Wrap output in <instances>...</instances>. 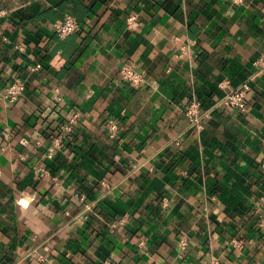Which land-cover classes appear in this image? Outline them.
Here are the masks:
<instances>
[{"label":"crops","instance_id":"0c3cea01","mask_svg":"<svg viewBox=\"0 0 264 264\" xmlns=\"http://www.w3.org/2000/svg\"><path fill=\"white\" fill-rule=\"evenodd\" d=\"M261 55L264 0H0V264H264ZM221 80L245 111L213 108Z\"/></svg>","mask_w":264,"mask_h":264},{"label":"built area","instance_id":"2783aa9c","mask_svg":"<svg viewBox=\"0 0 264 264\" xmlns=\"http://www.w3.org/2000/svg\"><path fill=\"white\" fill-rule=\"evenodd\" d=\"M53 25L57 36L60 38H65L73 35L79 26L76 19L68 15L64 16L60 20L55 21ZM254 63L259 68L257 73H260L262 70H264V55H261L259 58H257ZM117 75L120 79L128 82L135 88L139 87L143 81V77L141 76V74L127 64H123L120 66ZM218 86L223 91V96L219 100V102L213 106V108L224 105L231 110H238L240 112L245 111L246 97L250 90L249 81H244L237 86H232L228 80H221ZM24 88V82L21 81V79L14 77L5 88L4 98L10 104L15 103L22 96ZM208 113L209 109L205 112H201L199 102L195 99L189 102L187 107L185 108L186 117L188 118L192 126L195 127L199 126L201 120L206 117ZM77 118L78 114H75L69 117L67 121L60 124L58 130L59 134L54 135L51 139V144L49 146L50 153L62 147L64 140L70 139V134ZM104 126L107 130L109 138H115L117 136V132L119 130V122L116 119L107 118L104 122ZM45 173L46 171L42 169L41 175ZM101 186L104 189H108L111 185L108 181L104 180L101 181ZM76 196L80 200L84 199L83 195L81 194ZM21 200L22 197L19 199V201ZM261 200L264 204V197H262ZM119 223L123 224L124 219H120ZM261 226H264V219L261 222ZM179 243L181 246H185L186 240L182 238Z\"/></svg>","mask_w":264,"mask_h":264}]
</instances>
